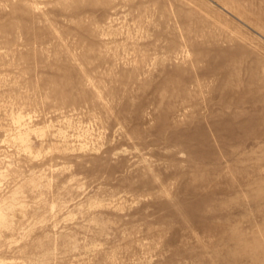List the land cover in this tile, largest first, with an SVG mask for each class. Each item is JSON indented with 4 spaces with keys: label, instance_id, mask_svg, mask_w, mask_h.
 <instances>
[{
    "label": "rangeland",
    "instance_id": "374dc122",
    "mask_svg": "<svg viewBox=\"0 0 264 264\" xmlns=\"http://www.w3.org/2000/svg\"><path fill=\"white\" fill-rule=\"evenodd\" d=\"M0 264H264V0H0Z\"/></svg>",
    "mask_w": 264,
    "mask_h": 264
}]
</instances>
